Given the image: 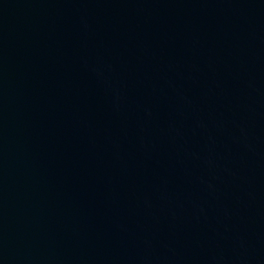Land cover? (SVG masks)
Here are the masks:
<instances>
[{
	"label": "water",
	"instance_id": "1",
	"mask_svg": "<svg viewBox=\"0 0 264 264\" xmlns=\"http://www.w3.org/2000/svg\"><path fill=\"white\" fill-rule=\"evenodd\" d=\"M0 264H264V0H0Z\"/></svg>",
	"mask_w": 264,
	"mask_h": 264
}]
</instances>
